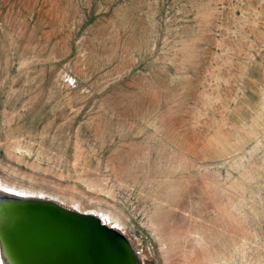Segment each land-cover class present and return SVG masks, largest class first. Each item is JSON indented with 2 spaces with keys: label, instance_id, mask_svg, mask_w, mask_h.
<instances>
[{
  "label": "rangeland",
  "instance_id": "1",
  "mask_svg": "<svg viewBox=\"0 0 264 264\" xmlns=\"http://www.w3.org/2000/svg\"><path fill=\"white\" fill-rule=\"evenodd\" d=\"M0 193L264 264V0H0Z\"/></svg>",
  "mask_w": 264,
  "mask_h": 264
},
{
  "label": "bare ground",
  "instance_id": "2",
  "mask_svg": "<svg viewBox=\"0 0 264 264\" xmlns=\"http://www.w3.org/2000/svg\"><path fill=\"white\" fill-rule=\"evenodd\" d=\"M13 196L53 202L60 208L47 204H6L0 208V264H132L122 241L102 231L95 221L70 217L61 209L94 215L101 225L124 236L101 216L49 197ZM133 251L143 264L142 254Z\"/></svg>",
  "mask_w": 264,
  "mask_h": 264
},
{
  "label": "water",
  "instance_id": "3",
  "mask_svg": "<svg viewBox=\"0 0 264 264\" xmlns=\"http://www.w3.org/2000/svg\"><path fill=\"white\" fill-rule=\"evenodd\" d=\"M6 204H21V205H33V204H47L51 205L52 207L60 208L56 203L49 202V201H43V200H33V199H24L20 197H16L13 195L5 194V193H0V208H3L4 205ZM64 213L68 214V216L73 217V218H80L83 220H93L95 221L98 225H100L101 230L110 233L112 236L118 238L122 243L125 245L126 250L129 251L131 254L132 258V264H139L138 259L136 258V255L134 253V249L126 237L120 235L116 231H113L111 228H108L107 226L101 225L100 224V218L94 216V215H89V214H80L79 212L75 211H69L64 208L61 209Z\"/></svg>",
  "mask_w": 264,
  "mask_h": 264
}]
</instances>
